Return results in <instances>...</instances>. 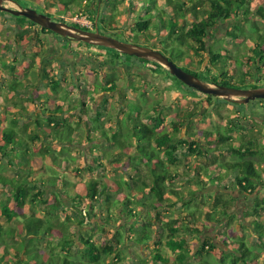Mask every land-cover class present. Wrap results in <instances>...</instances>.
I'll list each match as a JSON object with an SVG mask.
<instances>
[{
  "label": "rangeland",
  "instance_id": "1",
  "mask_svg": "<svg viewBox=\"0 0 264 264\" xmlns=\"http://www.w3.org/2000/svg\"><path fill=\"white\" fill-rule=\"evenodd\" d=\"M66 1L68 0H62V2ZM134 1L135 0H125L119 2V0H116L115 2L117 8L114 10L112 8L106 7L105 2H102L99 5L98 13L96 15V19L94 18V20L91 14L87 15V13L85 12L81 14L79 12L80 15H76L78 9H84L88 5V3L82 4L81 0V3L79 2V4L76 5L77 7H72L67 10L61 9L62 7L57 0H15V4H12V7L17 9V6H20L22 8L34 9L38 13H47L48 15H50V19L52 21H55L54 16H58L63 22L70 25H77L78 28L83 30L95 31L94 25L97 24V28L100 30L99 32L105 30L108 33L117 34L116 36H114L116 39L126 41L123 39H127L128 35L133 30V25L136 18L138 16H148L147 13L144 14V11H142V9L144 8L145 12L148 9H152V3L150 2V0H143V8L137 4H131L132 6L129 5L130 2L134 4ZM194 1L196 2L197 0ZM202 1V3L198 4L199 8H205V0ZM249 2L250 4L248 8L251 12H254L258 7H262L264 10V0H250ZM76 3H78V1ZM7 5L8 4H5V6ZM155 5L157 6V4ZM130 10L132 11V13ZM101 14L104 16V19H102ZM152 14H154L151 15L153 16V21L151 23L153 25L151 29L153 39H149V37L139 35V44L135 40H133V42H135L133 44L137 43L136 45L144 47H151V45L156 46L160 50L159 52L163 53V51H165L163 54L171 59L176 66L184 71L187 68L195 70V73L198 75V78L200 80L208 83L209 85H212L209 81V78L211 77L210 74H212L214 68L209 67L208 72H210V74L207 75L202 71L203 65H205V63H209L207 53L197 54L194 50L185 47L181 48L177 43L167 44L165 42V37L163 34V23L161 24V22L159 21V12L153 11ZM75 18L79 22L86 24V26L76 24L75 22L73 23V20H75ZM241 18L242 17H239L237 21L235 20V22L241 24L245 30H248V26L246 25V23H243L241 21ZM252 20L255 22L259 34L264 36V22L259 17L255 16H252ZM24 24H29V22H27V20L22 17H6L2 16V13H0V44H2L0 45V101L8 107H12L13 103H15L16 105H21L22 107L30 110L29 114H35L33 116H36V114L40 113V109H38L37 106H41L43 100L47 98L49 102L45 104V110H53L56 106L63 107V113L58 115L59 118H65L69 123H83L84 121L92 122L89 119H94V115H92V113L98 110V103L101 101L100 98H102L103 101H106V107L105 109L101 108V111L103 113L98 120L99 124H101V128L108 132L109 135L112 133L119 134L118 138L123 145L122 151L119 152H117L113 148V150L116 152L115 154L110 146H105L106 142L103 139L92 142L94 144H100V149L105 150V153L107 155L111 157L114 155L120 158L122 157L121 159H118L115 163H113L111 167L104 166V170H99L96 166V170H94L92 161H85L86 159L84 158V156H82L81 152L84 151L85 148L79 147L78 150H73V152L75 153L74 155L77 156L79 160V163H76V168H80V171L82 172L81 167L88 165V167L91 169V172H86L87 174H82L81 177H79V175H74L71 180H76L75 182L78 183L77 181H80L84 176V182L88 181L89 178L99 179L103 174L109 173L108 171L110 170H114L117 175L121 174V179L119 177H117V179H120L122 181L124 179L127 180V178L123 175L124 170L129 169V166L131 165V162L129 160L131 157H135V159L137 160V153L136 142L132 136V123L128 121L126 116L128 112H132L134 110V106H138V109L140 111L139 119L142 123L147 124L158 132L162 131L163 129L169 132H173V127H177L179 130L174 132L175 141H177L178 143V145H176L175 147L177 152H179L178 162L176 164L169 163L170 160H168L166 155L164 156L163 154H160V157L163 160L164 169H166L171 175L177 176L175 182L169 185V187L176 190H183V194L185 196L184 202H164L158 212V215H156V219H159V221L161 222H165L171 219H177L181 221H179L176 227H180L183 223L182 221H184V224L187 223L190 226H194L195 228L199 229L200 233L195 235L193 234L194 236L192 237L190 236L191 233H189L187 230L181 229L179 231L180 237L178 238L185 237L189 241L188 252L190 258H188V260L194 262V260L191 259L192 256H194V254L198 252V250L201 248V245L203 244L202 242H205L207 238H211L213 240L214 248L212 250H208V247L206 246L204 252L210 251V254L212 256H216L217 258L219 256H222L225 250L223 242H226L228 244V250H230L232 247H238L237 242L239 241V237H243V239H245L248 244H258V242L255 243L256 233L252 231L250 222L255 221L260 225H264V213L261 216V213L256 215L252 212V209L255 207V203L264 200V168L261 171L258 170L259 173H261V183L258 184L256 190L252 191L251 193L242 192L241 189L237 188L236 183L227 181L228 179L226 178L227 180L223 181V183H221V186L225 185L229 189V191L227 192L231 194L234 199L230 207V211L234 216L231 218V222L229 223V225L224 224V220L218 222L213 221L209 223L205 222L203 217L199 218L202 214L201 212H211L212 199L215 195H219L224 191L221 189V186L220 189H217L214 185H212V187H208V178L205 177V174L203 173V160L207 158V160H214L218 163L231 161L230 151L220 150L218 152H212L206 150L204 151V153H207V157L205 158L200 154L196 155L195 153L187 155L182 154V152L186 148L183 144H181L182 141L187 140L190 137L194 141L204 139V132L212 133L218 130L219 127L223 126L227 122H233V124L240 125V127L238 126L239 129H235L234 133H232L234 135H232L231 133L229 135L228 133L226 134L227 136L233 138L234 140L250 138L253 135V131L251 130L253 127L251 129L245 130L246 133L241 132L242 125H246L248 123V119L246 116H249L243 110L244 107H241L237 111L235 107L228 104H223L222 102L217 103L216 107H214V105L211 104L216 99L212 97H206L201 93L189 89L185 85L175 80L171 75H169L168 71L165 68L153 62H148V64H145L142 62L138 63L137 61H134L133 63L139 66V68L134 69L135 71L133 73H138L137 71L146 72L147 75L150 76L149 80L154 78V82L158 83L157 81H159V83L155 84V86H151L150 84L145 86L140 77L132 74L128 76L130 78V81L132 82L131 85H133L134 83H138L141 85L142 89V92L133 89L135 92L134 94H132L125 86L126 78L119 77L120 73L118 74L117 72H115L112 74H115L117 76L116 82L113 86L110 85V87H107L111 92H104L100 90L97 91L96 95L92 96L89 91L93 89L95 83L98 82V84H101V86H106V82H104L105 79H100L99 77L95 79H91V77L86 79L83 78V76L81 77V74H88V72H83L86 68H83L81 66L76 67V79L71 77L68 67H64L62 71H58L56 67L55 57H57L59 51L57 50L55 52L56 55H52L50 48V46L52 45L51 43L43 45L41 43H38L36 36H28V33L23 32V30L18 32V29H16V36L19 39L18 41L21 43L20 46L19 44H17L18 47L15 48V51L12 50L13 43L11 42V40L13 38V35L15 36L13 28L23 26ZM189 25L190 22L189 19H187L184 23V26L188 27ZM233 26L234 21H216L215 25L208 31L207 37L204 39L205 47L207 48V51H209V47L211 46V48L214 50H218L219 47L220 49L229 52V59L234 60L236 64L235 67H233V62H229V69L232 71L234 78V83H230L233 88L250 89L253 87V85H256L254 86L255 88L263 87L264 59H260L259 53L254 47V44L257 42V37H249L248 34L244 35V33L243 35L245 37H240L238 39L229 37L226 35V32L228 34L232 32ZM247 36L249 38H247ZM58 41L59 43H61L60 38L58 39ZM74 42L70 44L68 51H61V53L63 52L65 54V52H70L71 54H74L73 59L77 58L78 54L80 53H84L87 55L91 54L95 62L107 61L112 59L115 60L116 63L118 61H123V58L121 56H118L117 54L119 53H117L116 51H108L105 50L107 48L102 49L92 46H89V49L84 50L82 49V46L84 45H81L80 42V45ZM160 42L163 43L160 44ZM8 43L9 45H7ZM215 43L218 44V47H216L217 45ZM22 44L25 45L23 46ZM54 44L55 43H53V45ZM62 44V46H65L64 43ZM191 44L193 43L191 42ZM31 46H36V50H40H38L37 52L34 49H30L33 48ZM44 48H47V50H45ZM169 48L175 49L176 52L170 53ZM21 49L23 50L21 51ZM24 50H26L25 53ZM180 50L183 51V53ZM262 51V56H264V45H262ZM23 53L28 55L23 58ZM30 58L31 61L27 60V66L22 68L20 66V63L22 62L20 61ZM9 59H12V62H9L10 65H5L2 63L3 61L6 62ZM177 61H179L180 63L176 64ZM69 62L72 63L71 60ZM44 72L47 74V77L42 76ZM105 73H107V70L105 67H103L100 74L101 76H103V74ZM48 76L53 79L58 78V81L60 80V86L57 91H54L51 88V84L48 83V79L50 78ZM164 79L166 81L168 80L169 82L167 83L169 84L167 85V88H164L161 85L165 82ZM13 82L23 83V85L20 87V91L16 90L11 93V86L13 85ZM26 82H29L32 85L34 84L38 87V90L32 87L29 88L28 86V89L24 88ZM39 93L43 96V99L41 100L38 99ZM17 95H21L23 99L21 100L17 97ZM28 96L29 98H26ZM30 99H37L38 101L35 103V101H30ZM80 102H84L86 107L81 108ZM202 106L206 110H208V113L205 116L199 117V115H201L202 113L201 110L203 111ZM66 107L68 108L66 109ZM82 109H84V113H81L80 110ZM152 109H154L153 112H150V110ZM246 109H248L254 115H258V113L264 114V100L262 101V104H259L257 100L252 101L246 106ZM145 111L148 112L147 116L144 115ZM188 111L189 113H193L191 117H188ZM131 114H133V112ZM217 115L221 117H218ZM234 116H237L238 118H233ZM28 117L30 116L28 115ZM159 117L163 118L162 122H159ZM25 125L26 126L23 128L26 130L32 128V126H30L29 128L28 124ZM83 125L84 124H80L79 126L83 128ZM254 127L259 130V132H254L256 134L255 136L260 140H264V128H261L260 130L259 128L261 126L259 125ZM237 131L240 132L238 133ZM81 134H83V132H81ZM192 134H195V136H193ZM243 134L244 137H241ZM69 137L70 141H73L72 139L75 138V135H70ZM200 144V147L208 146L209 150H212L216 146H220L217 141L213 140L212 136L209 137V140H207V142H200ZM31 146L34 151H37L39 149V147L35 144H32ZM259 147H262L263 150L260 151L256 159H254V162L256 164L264 162V146L259 145ZM167 148L169 149V146L165 149ZM162 150L165 151L164 148H162ZM124 158L127 159V162L123 160ZM259 159L263 160L258 162ZM118 161L121 162L120 168L118 167ZM113 165H115L117 168ZM5 167L9 169L8 172H11L10 176L15 179L21 180L26 173H23L22 171L18 172L15 170L17 169V167L13 168L11 166H8L7 164L5 165ZM141 168V170H143V166H141ZM207 172L210 174V176L214 174L211 173V169H208ZM199 173H201L203 179L201 188L204 187V189H197V192L194 196H192L190 199H186V190L191 188V186H195V180L199 179ZM26 181L29 180L26 178ZM41 188L42 190H44L43 187ZM121 192L123 193V195L130 194V191L127 187H125V185L123 187L121 186ZM63 200L66 204H68V206H70L71 200L69 198L65 197L63 198ZM42 208L43 206L39 208L34 207L37 217H45L44 211L41 210ZM96 208L97 206L93 211L90 212V217L84 216L85 218L82 219L80 227L75 225L71 226V229L68 230L69 233L72 234L71 238L73 239V247L71 250L73 253L78 255L77 257L82 258L83 256L82 240L90 238L97 246H103L106 244L114 245L113 242L115 232L120 226H122L120 221L116 220L113 222L112 220H110L103 207L101 211L100 208ZM261 208H264V205H262ZM116 213L115 215H113V217H111L112 219L116 217ZM190 213H193V215H195L193 217L194 223H191L192 220L190 222ZM94 214L96 215L93 216ZM64 216H68L71 220H74V216L71 213H66L64 210L60 212V214H58V221L57 225H55L56 228L54 229V231L46 235V237L41 240L40 245L37 246L40 254L44 253L47 255L49 249L52 248L58 250L56 244L57 242H59V240H61L60 225L64 221ZM187 217H189L187 219L188 222L185 220ZM197 220H202L203 227L202 225L199 226L198 223H196ZM124 222H126V220ZM124 222L123 225L125 224ZM220 224L224 225L223 229H225L227 237L221 236L222 234H218ZM12 226L18 232V234L16 235L17 237L15 236V242L18 244L20 243V241H22V227L19 223H13ZM240 226H243V229L240 228ZM173 228H175V226ZM159 232L162 235L160 246L161 248H164L163 251L165 255L169 256L168 258L170 263L175 264L173 259L171 258L172 255H170L169 253L170 251H168V249L164 247L166 231L160 230ZM132 238L134 237H131L130 242L124 240V243L121 245V247H119L121 249L122 256L121 261H117L116 264H158L152 259V255L154 253L153 249L155 248L154 240L142 245H137L131 243ZM199 259H201V257L196 259V261H199ZM11 262L12 264H15L13 260ZM106 264H114V260L108 258L106 260ZM252 264L256 263L253 262Z\"/></svg>",
  "mask_w": 264,
  "mask_h": 264
},
{
  "label": "trees",
  "instance_id": "2",
  "mask_svg": "<svg viewBox=\"0 0 264 264\" xmlns=\"http://www.w3.org/2000/svg\"><path fill=\"white\" fill-rule=\"evenodd\" d=\"M57 1L64 10L77 7L76 5L80 2V0H68L66 2H62V0ZM77 1L78 3H76ZM81 1H86L88 5L84 9H78L76 15L78 16L79 12L80 14L85 12L91 14L93 20L96 17L99 5L102 2H105L106 7L112 8L113 10L117 8L116 0ZM121 1L125 0H119V2ZM201 1L202 0H197L196 2L194 0H150L152 3V9H148L146 12L143 8V0H135L134 4L130 2L129 5L137 4L142 7V11H144V14L147 13L148 16H138L136 18L133 30L131 31L132 34L130 33L128 35L127 40L138 41L139 35L153 39L151 32L153 27L151 24L153 16L151 15H154L152 14L153 11H158L160 14L159 21L161 24L163 23L165 42L167 44L177 43L181 48L185 47L194 50L197 54L207 53L209 66L216 69L219 65L217 69L218 72H221L222 76V81L219 82L214 77H210V83L232 87L230 83L226 81V79L229 78L226 77L227 72L222 66V64H225L226 60L230 58L229 52L222 49L214 50L211 46L209 47V51H207L204 39L207 37L208 31L215 25L216 21H234L233 30L228 36L234 37L235 39L245 37L244 35L247 34L249 37H257V42L254 44V47L258 51L260 59L262 60L264 59V56H262L263 51L260 47L264 44V36L259 34L257 26L252 20V16L259 17L264 22V10L262 7H258L254 12H251L248 8L250 0H205V8H199L198 4L203 2ZM155 4H157L158 7ZM101 17L104 19L102 14ZM239 17H242L241 21L246 23L248 30H245L241 24L235 22ZM187 19H189L190 22L188 27L184 26ZM31 25L35 26L34 23H31ZM43 31L45 30L42 29V32ZM32 36H36L38 43H41L37 31L36 33H33ZM249 37L247 36V38ZM163 42H160V44ZM191 42L193 44H191ZM17 43H19V41H17ZM169 49L170 53L176 52L175 49ZM105 50L114 51L109 49ZM181 52L183 53V51ZM111 61H113V59ZM178 63L180 62L177 61L176 64ZM190 74L196 77L198 76L194 73ZM42 76L47 77V74L44 72ZM116 80L117 76L115 74H110L105 78L104 82H106V85L110 84L113 86ZM59 81L58 78L53 79L50 77L48 79V83L51 84V88L54 91L59 89ZM27 86L38 90V87L34 84H28ZM254 86L256 85H253V87ZM20 87V83L13 82L11 92L20 89ZM100 90L109 91L106 86H101V84L96 82L89 93L94 96L97 94V91ZM42 97L43 96L39 94L38 99L41 100L43 99ZM30 101H35L36 103L38 100L30 99ZM48 102L47 98H45L41 103V106H37L38 109L42 110L43 115L49 113L48 116H45L44 120L38 118L35 122L38 125L45 124L50 126L52 137L51 143L53 141L60 143L58 146L59 150L52 147L53 143L48 147L42 145L36 153L37 157H34L32 154H29L30 147L24 142L25 139L21 136L17 137L16 132L12 128L8 127L1 133L0 248L2 249V258H0V264H12V260L15 264H106L108 258L113 259L114 264H116L117 261H121L122 256L119 247L124 243V240L130 242L131 237H134L132 238L131 243L137 245H142L154 240L155 248L153 249L154 253L152 259L158 264H172L169 261V256L165 255L163 251L164 248H161L160 246L162 237L159 232L160 230L166 231L164 247L171 253H177L173 259L175 264H252L253 262L256 264H264V225H260L255 221L250 222V227L252 231L256 233L255 243L258 242V244H248L243 237H239V241L237 242L238 247L228 250V244L223 242L225 250L223 255L217 258L212 256L210 251L204 252L206 246L208 247V250L214 248L212 239L207 238L197 252L199 257H201L200 261L194 263L193 261L188 260V258H190L188 252L189 241L185 237L178 238L180 237L179 231L181 229L187 230L191 233L190 236L192 237L195 234L200 233L199 229L190 226L187 223L184 224V221H182L183 223L180 227H176L179 221H181L177 219H171L165 222L156 219V215H158L164 202H184L185 196L183 190H176L169 187V185L175 182L177 176L171 175L166 169H164V163L160 157V154H163L164 156L166 155L168 160H170L169 163L176 164L178 162L179 152L175 149L178 143L175 141L174 132L179 130L177 127H173V132L164 129L158 132L147 124L142 123L139 119L140 111L138 106H134V110L132 111L133 114H131L132 112H128L126 116L128 121L132 123V136L136 142V153L138 157V160H136L135 157L130 158L131 165L128 169L129 175L127 180H120L121 176H119L120 179L115 178L109 180L106 178V175L103 174L99 179L91 178L86 182H82L78 189L75 181L66 177H59L53 169V174L46 178H38L35 180L30 179L29 181H26L27 177H33V175L38 172V170L34 171L33 167L37 166L39 162L43 160L44 155L47 154L51 156L52 165L54 167H58L59 169L63 168L65 170L68 169V158H66V156L70 155L69 152L71 150L69 145H66L65 143L70 144L69 136L73 135V129L65 118H58L56 116V114L63 113V107L56 106L53 110H45V104ZM80 103L81 108L86 107L84 102ZM105 105L106 101H103L98 108V111H96V114L92 113L94 119H89L92 122L84 121L83 123L86 125L87 130L91 129L94 133H100L103 138L107 139V132L100 128L98 121L103 113L101 110L106 107ZM237 107L240 109L242 106ZM67 108L68 107H66V109ZM153 110L154 109L150 110V112H153ZM80 111L81 113H84V109ZM144 115L147 116L148 112L145 111ZM192 115L193 113H190L188 117H191ZM230 125L234 127V129L226 128L224 130H216L212 133H204V139L212 136L220 143V146H216L212 150H209L208 146L200 147L196 140H192L191 142L184 140L181 144L186 148L182 154L187 155L195 153L196 155L200 154L202 156L206 150L212 152H218L220 150L230 151V162L208 168L212 170L211 173H214L213 175L210 176L207 172L208 169H203L205 177L208 178V187L214 185L217 189H220L221 183L228 179L227 181L236 183V186L241 189L242 192L251 193L252 191H255L257 185L261 183V173L255 168L257 164L254 162V159H256L257 155L263 150V148H260L258 145H255L250 141L228 142L230 137L226 134H232L233 130L235 131V129H239L237 124L230 123ZM43 133L46 134V132ZM93 134H89L85 131L84 142H91L93 140ZM80 135L81 134H79V136ZM192 135L195 136V134ZM118 137L119 134L112 136L113 144L110 145V148L112 150L114 148L119 152L122 151L123 145ZM28 138L34 140L37 136L29 135ZM78 142L80 144L82 141L80 140ZM168 146L169 149H165ZM162 148H164L165 151H163ZM76 149L78 150L79 147ZM84 154L93 158L92 163H94L98 169L104 170V163H108V160L106 159L108 157L105 150H101L97 145L91 144L89 147L87 146L86 149H84ZM115 160L118 159L116 158ZM262 160L263 159H259L258 162ZM210 163H215V161L212 160ZM6 164L11 167L16 166V171H24L23 173L27 171L28 174L24 175L21 180L9 178L5 175ZM141 166H143V170H141ZM89 169L88 165L81 167L82 172ZM68 170L71 173H76V175L81 176L80 168L71 167V169ZM198 178L199 179L195 180V186H191V188L186 190V199H190L194 196L197 189H204V187L201 188L203 183L201 173L198 174ZM122 184L128 188L130 194L123 195L121 192ZM41 187H43L44 190H42ZM221 189L224 192L215 195L211 201L212 211H202L199 218L203 217L204 221L209 223L224 220L225 224L229 225L231 218L234 216L230 211L234 199L232 195L227 192L229 189L225 185L221 186ZM63 197H67L71 200L70 206L62 200ZM10 201H12L13 204L11 208L9 207ZM262 205H264V200L256 202L252 212L256 215L261 213L262 216L264 213V208H261ZM41 206H43L41 210L45 213L44 218L37 217L35 213L34 207L39 208ZM96 206L97 208H100V211L103 207L106 214H108L110 220L113 222L116 220L121 223L125 220L126 222H124L125 224H122V226H120L115 232L114 245L106 244L103 246H97L90 238L82 240L83 256L82 258L77 257L78 255L71 250L73 247V239L71 238L72 234H70L68 230L71 229V226L77 225L80 227L82 219L86 216L90 217V212L93 211ZM63 210L66 213H71L74 216V220H71L68 216H64V221L60 225L61 240L56 244L58 250L52 248L49 249L47 255L44 253L40 254L37 246L40 245L41 240L44 239L46 235L54 231L56 228L55 225H57L58 221V214ZM115 213L117 215L112 219L111 217H113ZM95 215L96 214L93 216ZM194 216L193 213L189 214L190 222L192 220L191 223H194ZM189 217L185 220L187 221ZM13 223H19L22 227V241L18 244L15 242V236L18 232L13 228ZM196 223L203 227L202 220H197ZM174 226L175 228H173ZM240 228L243 229V226H240ZM221 234V236H227L225 230H223ZM10 249H13V254H10Z\"/></svg>",
  "mask_w": 264,
  "mask_h": 264
},
{
  "label": "flooded vegetation",
  "instance_id": "3",
  "mask_svg": "<svg viewBox=\"0 0 264 264\" xmlns=\"http://www.w3.org/2000/svg\"><path fill=\"white\" fill-rule=\"evenodd\" d=\"M5 4H8L7 6H5ZM12 4L14 5L15 4V0H10V1H6V2H4L3 3V5L5 6V7H7V8H9V9H13V10H17V9H15V8H13L12 7ZM20 7V6H19ZM0 13H2V16H11V17H14V18H19V17H15V16H13V15H10V14H8V13H6V12H1L0 11ZM46 15L47 16H49L50 17V15H48L47 13H46ZM88 15V14H87ZM55 17V21H62L61 20V18H59L58 16H54ZM22 18H24V17H22ZM25 20H27L26 18H24ZM95 19H96V17H95ZM27 22H29V24H24L23 26H19V27H15V28H13L14 29V34H15V36L13 35V38H12V40H11V42L13 43V46H12V50L13 51H15V48H16V46H17V44H19V46H20V43L21 42H19V43H16L19 39L17 38V36H16V33H15V30L16 29H18V32L19 31H21V30H23V32H25V33H28V36H31V35H33V33H36V31L38 32V38L40 39V41H41V43L43 44V45H47L48 43H51L52 45L50 46V48H51V54L52 55H56L55 54V52L58 50L59 51V53L57 54V57H55L56 58V67H57V70L58 71H62L63 70V68L64 67H68L69 68V73H70V75H71V77L72 78H75L76 79V76H77V74H76V67L77 66H81V67H83V68H86L87 69V71H86V69H84V71L83 72H88V74L87 73H84V74H81V77L83 76V78H90L91 77V79H95V78H97V77H99L100 79L101 78H106L107 76H108V74L110 75V74H112V73H115V72H117L118 74L120 73V75H119V77H121V78H123V77H125L126 78V82H125V86L129 89V92L130 93H132V94H134V90L133 89H136V91H141L142 92V89H141V85L140 84H138V83H134L133 85H131V81H130V78L128 77V76H130V75H135V76H138V77H140L141 79H142V82H144V85L145 86H147L148 84H150L151 86H155V84H158L159 83V81H157V80H155V81H157L158 83H156V82H154L153 80H154V78L153 79H150L149 80V77L150 76H148L147 75V73L146 72H144V71H137L138 73H133L135 70L134 69H138L139 68V66H137L136 64H134L133 62L134 61H137L138 63L139 62H142V63H145V64H148V61H145V60H142V59H138V58H136V57H133V56H128V55H125V54H121V53H119V52H117V53H119V54H117L118 56H121L122 58H123V61H118L117 63L115 62V60H113V61H111V60H107V61H100V62H95L94 60H93V58H92V55L91 54H84V53H80V54H78V56H77V58H74L73 59V55L74 54H71L70 52H65V54L63 53L64 51H68V49H69V47H70V44L71 43H73L74 41L73 40H71V39H68V38H63V37H60L59 35H57V34H54V33H52L51 31H49V30H47V29H44L45 31H43L42 32V28H40L39 26H37V25H35V26H33V25H31V23L32 22H30L29 20H27ZM73 26H76V25H73ZM95 26V30H98V31H100L98 28H97V24H95L94 25ZM76 27H78V26H76ZM10 29H11V27H10ZM101 33H107L108 35H110V36H112V37H114V36H116L117 34H111V33H108V32H106L105 30H102V32ZM27 36V35H26ZM60 38V40H61V43H59V41H58V39ZM115 38V37H114ZM123 40H126L125 42H128V43H135V42H133V41H130V40H127V39H123ZM1 41V40H0ZM14 41H15V43H14ZM139 41H137V43H138ZM53 43H55L54 45H53ZM62 43H64L65 44V46H62L63 44ZM75 43V42H74ZM77 43V42H76ZM136 43V44H137ZM77 44H79V43H77ZM139 44V43H138ZM0 45H2V44H0ZM7 45H9V43L7 44ZM23 45V44H22ZM25 45V44H24ZM23 45V46H24ZM59 45V46H58ZM80 45V44H79ZM81 45H84V46H82V49H89V46H92V47H96V46H93V45H88V44H82L81 43ZM262 45H264V44H262ZM262 45H261V47H260V49L262 50ZM22 46V47H23ZM31 47H33V46H31ZM97 48H102V47H97ZM149 48H152V49H156V50H158V51H160L156 46H154V45H151V47H149ZM206 48V47H205ZM30 49H34V50H36V47H33V48H30ZM29 49V50H30ZM45 50H47V48H44ZM23 49H21V51H22ZM33 50V51H34ZM38 50H40V49H37L36 51L38 52ZM206 50H207V48H206ZM61 51H63L62 53H61ZM26 52V50H24V53ZM165 51H163V53H164ZM22 54V56H23V58L24 57H26L28 54ZM61 53V54H60ZM13 57H14V55H13ZM28 57H30V56H28ZM68 58V59H67ZM24 60H28V61H31V58L30 59H24ZM71 60V62L72 63H70L69 61ZM27 61V62H28ZM9 62H12V59L10 60H8V61H6V62H2L3 64H5V65H10V63ZM229 62H233L232 63V66L233 67H235V61L234 60H230L229 58L226 60V63L225 64H222V66L225 68V71L227 72V75H226V77L227 78H229V79H226V81L228 82V83H233V74H232V71L229 69ZM254 65V64H253ZM103 67H105L106 68V70H107V73H105V74H103V76H101V71H102V68ZM210 66H209V63H205V65H203V67H202V71L203 72H205V74L207 75V74H210V72H208V68H209ZM219 67V65L217 66V68ZM214 69V71H212V74H210L211 75V77H214L218 82L219 81H222V76H221V72H218V69ZM223 68V69H224ZM186 71H188V73L190 72V73H194V74H196L195 73V70H192V69H190V68H187L186 69ZM117 74V75H118ZM168 74H169V72H168ZM170 75V74H169ZM205 75V76H206ZM173 77V76H172ZM198 77V76H197ZM175 79V78H174ZM165 80V79H164ZM176 80V79H175ZM178 81V80H177ZM116 82V81H115ZM179 82V81H178ZM167 83H169L168 82V80L166 81L165 80V82L163 83V84H161L164 88H167L168 86L167 85H169V84H167ZM182 84V83H181ZM212 84V83H211ZM212 85H214V84H212ZM156 86H159V85H156ZM166 86V87H165ZM107 87H110V84L109 85H106V88ZM162 87V88H163ZM187 87V86H186ZM189 88V87H188ZM189 89H191V90H193V91H195L194 89H192V88H189ZM104 92H111V91H104ZM195 92H197V91H195ZM199 93V92H198ZM202 94V93H201ZM105 95V94H104ZM146 95V94H145ZM204 95V94H203ZM204 96H206V97H212V98H214V99H216L214 102H212V104L211 105H214V107H216V104L217 103H223V104H228V105H231V106H233V107H235V109L238 111V107L237 106H242V107H244L243 108V110L246 112V114L247 115H249V116H246L247 117V124L246 125H242V131L241 132H244V133H246V131L245 130H247V129H251L252 127V131H253V135L250 137V138H247V139H245V138H243V139H239V140H234L233 138H230L229 140H228V142H245V141H250V142H253L255 145H263L264 146V140H260V139H258L255 135V133L254 132H259V130L257 129V128H255L254 126H257V125H259V126H261L259 129L261 130V128H264V114H259L258 113V115H254L252 112H250L248 109H246V106L250 103H248V104H245V105H240V104H236V103H233L232 101H227V100H225V99H222V98H217V97H215V96H212V95H204ZM256 101V100H255ZM258 102H259V104H262V101L263 100H257ZM252 102V101H251ZM203 107V106H202ZM202 107H201V109H202ZM211 109V108H210ZM208 110H206L204 107H203V111L201 110V115H199V117L201 116H205L208 112H207ZM191 112V111H190ZM188 113H189V111H188ZM190 114V113H189ZM238 115V114H237ZM218 116V115H217ZM218 117H221V116H218ZM237 116H234L233 118H236ZM238 118V117H237ZM159 120L161 121H163V118L162 117H159ZM161 121V122H162ZM230 123H233V122H227L226 124H224L223 126H221V127H219L218 128V130H224V129H226V128H233L234 129V127H232L231 125H230ZM236 125V124H235ZM229 126V127H228ZM239 127H240V125H238ZM255 129V130H254ZM257 129V130H256ZM238 133L240 132V131H237ZM204 133H206V132H204ZM233 133H234V130H233ZM230 135V134H229ZM232 135H234V134H232ZM241 137H244V134L241 136ZM207 140H209V138H207V139H201V140H197L196 142L199 144V145H201L200 144V142H207ZM213 140H215L214 138H213ZM192 141V139L191 138H189V139H187V142H191ZM215 141H217V140H215ZM218 142V141H217ZM219 143V142H218ZM219 145H220V143H219ZM204 158L205 157H207V153H203V155H202ZM212 160H207V158H205V160H203V166H204V169H208V168H210V167H213V166H217V165H219V164H224V163H227V162H230V161H226V162H223V163H218V162H215V163H210ZM263 163V164H262ZM255 168L257 169V170H262L263 168H264V162H261V163H258L256 166H255ZM238 188V187H237Z\"/></svg>",
  "mask_w": 264,
  "mask_h": 264
},
{
  "label": "water",
  "instance_id": "4",
  "mask_svg": "<svg viewBox=\"0 0 264 264\" xmlns=\"http://www.w3.org/2000/svg\"><path fill=\"white\" fill-rule=\"evenodd\" d=\"M6 1L10 0H0L1 12H6L15 17H24L42 29H47L60 37L71 39L77 43L80 42L111 49L121 54L159 64L180 83L204 95H212L240 105H245L255 100H264V86L240 89L221 85H209L176 66L167 56L156 49L121 41L98 30L88 31L63 21H52L46 14L38 13L31 8L17 6V10L9 9L3 5Z\"/></svg>",
  "mask_w": 264,
  "mask_h": 264
},
{
  "label": "crops",
  "instance_id": "5",
  "mask_svg": "<svg viewBox=\"0 0 264 264\" xmlns=\"http://www.w3.org/2000/svg\"><path fill=\"white\" fill-rule=\"evenodd\" d=\"M88 1V0H87ZM84 3H86V1L84 2V1H82V4H84ZM62 9V8H61ZM64 10V9H63ZM226 35L228 36L229 34L226 32ZM217 46L216 47H218V44L217 43H215ZM16 47H18V46H16ZM218 49H220L219 47H218ZM20 62H22V63H20ZM19 63H20V66L23 68V67H25V66H27V61L26 60H24L23 59V61L21 60ZM20 84H21V86L23 85V83L22 82H19ZM25 84V83H24ZM28 84H30L29 82H26V84L24 85V88H26L27 87V85ZM17 90H21V89H17ZM11 93H13V92H11ZM40 94V93H39ZM14 95H16V94H14ZM30 96V95H29ZM29 96L28 97H26V98H29ZM17 97L18 98H20L21 100L23 99L22 98V96L21 95H17ZM25 97V96H24ZM31 97V96H30ZM102 97V96H101ZM101 99V101L98 103V107H100V105H101V103L103 102V100H102V98H100ZM13 103V102H12ZM29 109H27V108H25V107H22L21 105H16L15 103H13V106L12 107H8V106H5L1 101H0V137H1V133L3 132V130H5L6 128H12L15 132H16V135H17V137H22V138H24L25 140H24V142L25 143H27L28 145H29V147H30V153L29 154H32L34 157H37L36 156V153H37V151L40 149V147L42 146V145H45V146H51V144L53 143V145H52V147H54L55 149H58L59 150V145H60V143H57L56 141H53L52 143H51V141H52V137H51V133H50V126H48V125H45V124H42V125H38V124H36V122L35 121H37V119L39 118V119H41V120H44V118H45V116H48V114H46V115H43V113H42V110H40V113L39 114H36V116H33V115H35V114H29V112H30V110L28 111ZM96 111H98V110H96ZM96 111H94L93 113H95L96 114ZM61 114V113H60ZM60 114H56V116L58 117V115H60ZM28 115L30 116V117H28ZM59 118V117H58ZM24 121V122H23ZM44 122V121H43ZM25 124H28L29 125V128H30V126H32V128H30L29 130H26V129H24L23 127H25L26 125ZM71 126H72V131H73V135H75V138L74 139H72L73 141H70V144L69 143H65L66 145L68 144L69 145V148H70V155L69 156H66V158H68V161H67V164H68V169H71V167L72 168H75L76 167V163H79V160H78V158H77V156H75L74 154V152H73V150L74 151H76V148L77 147H83V148H85L86 149V147L88 146H90L91 144H93V145H97V146H101L100 144H98V143H92V142H95V141H98L99 139H103L106 143V145L105 146H110L111 144H113V139H112V136L113 135H115V133H112V134H108V132H107V139H105V138H103L101 135H100V133L98 134V133H94L91 129H89V130H87V128H86V125L84 124V123H69ZM80 124H84L83 125V128L82 127H80L79 125ZM22 125V126H21ZM101 125V124H100ZM91 126V125H90ZM102 126H100V128H101ZM28 129V128H27ZM32 129V130H31ZM101 129H103V128H101ZM104 130V129H103ZM26 131V132H25ZM46 132V134L45 133H43V132ZM85 131L86 132H88L89 134L90 133H94L93 134V140L91 141V142H83V139H85L84 137H85ZM105 131V130H104ZM81 132H83V134H81ZM79 134H81L80 136H79ZM29 135H35V136H37V138H35L34 140H31L30 138H28V136ZM96 136H98V137H96ZM83 138V139H82ZM79 140H81L82 142H80V144H79ZM75 141H77V142H75ZM24 144V143H23ZM36 145V146H38L39 147V149L37 150V151H34L33 149H32V146L31 145ZM88 144H90V145H88ZM82 152V156H84V158L86 159L85 161H92L93 160V158L92 157H90L89 155H85L84 154V151H81ZM118 152V151H117ZM116 154V153H115ZM107 157L108 158H106L107 160H108V164H106V163H104L105 164V167H111V165L113 164V163H115L117 160H115L116 158L117 159H121L120 157H117V156H109V155H107ZM42 160V159H41ZM124 161H126L127 162V159L126 158H124L123 159ZM137 160H138V157H137ZM83 161H84V159H83ZM130 161V160H129ZM7 162H9V161H7ZM43 164H42V163ZM119 162V165H118V167L120 168L121 167V162L120 161H118ZM63 163V162H62ZM8 165V164H7ZM96 165L93 163V169L94 170H96V167H95ZM114 167H116L115 165H113ZM16 166H13V168H15ZM117 168V167H116ZM46 169V170H45ZM53 169L56 171V174L59 176V177H66V178H68V179H70L71 180V178H73V176L75 175L76 176V173L74 174V173H71L68 169H59L58 167H54L53 165H52V160H51V156L50 155H44V158H43V160L42 161H40L39 162V164L37 165V166H35V167H33V170L34 171H37L38 170V172L35 174V175H33V177H27V179L28 180H30V179H38V178H46V177H48L49 175H51V174H53ZM91 169H89V170H86V171H84V172H81V176H82V174H87L86 172H91L90 171ZM100 170V169H99ZM9 171V169L8 168H6V172H5V175L7 176V177H9V178H13V177H11L10 176V173L11 172H8ZM22 172H24V171H22ZM107 172V171H106ZM109 173H107V174H105L106 175V178L107 179H109V180H112V179H117V177H119V176H121V174H116V172L114 171V170H110V171H108ZM104 173H105V171H104ZM26 174H28V172L26 171V173H25V175ZM126 178H128V175H129V172H128V170H124V174H123ZM81 176H79V177H81ZM85 177V176H84ZM84 177L80 180V181H77L78 183H77V188L79 189V187H80V184L82 183V182H84ZM89 179H91V178H89ZM125 180V179H124ZM72 181H74V180H72ZM76 181V180H75ZM124 185L122 184V187H123ZM48 191V190H47ZM64 198V197H63ZM63 198H62V200H63ZM64 201V200H63ZM13 206V204H12V201H10L9 202V207L11 208ZM121 224H123V223H121ZM224 224H225V221H224ZM223 227H224V225L223 224H220V228H219V233L218 234H221L222 232H223V230H225V229H223ZM225 237H227V236H225ZM213 241V240H212ZM202 242V241H201ZM202 243H204V241L202 242ZM233 248V247H232ZM1 253H2V249L0 248V258H2V255H1ZM170 253V255H172L171 256V258L172 259H174V257H175V255L177 254V253H171V252H169ZM10 254H13V250L11 249V253ZM214 256V255H213ZM11 257H12V255H11ZM11 257H9V258H11ZM216 257V256H215ZM199 258V255L197 254V253H195L194 254V256H192V260H194V263H198V261H196V259H198ZM199 261H200V259H199Z\"/></svg>",
  "mask_w": 264,
  "mask_h": 264
},
{
  "label": "built area",
  "instance_id": "6",
  "mask_svg": "<svg viewBox=\"0 0 264 264\" xmlns=\"http://www.w3.org/2000/svg\"><path fill=\"white\" fill-rule=\"evenodd\" d=\"M76 23V24H80V25H83V26H86V24H83L82 22H79L78 20H76V18H75V20H73V23Z\"/></svg>",
  "mask_w": 264,
  "mask_h": 264
}]
</instances>
